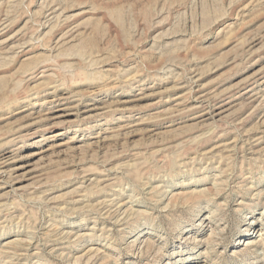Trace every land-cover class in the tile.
Returning <instances> with one entry per match:
<instances>
[{
	"label": "rangeland",
	"instance_id": "obj_1",
	"mask_svg": "<svg viewBox=\"0 0 264 264\" xmlns=\"http://www.w3.org/2000/svg\"><path fill=\"white\" fill-rule=\"evenodd\" d=\"M5 156L0 264H264V0H0Z\"/></svg>",
	"mask_w": 264,
	"mask_h": 264
},
{
	"label": "bare ground",
	"instance_id": "obj_2",
	"mask_svg": "<svg viewBox=\"0 0 264 264\" xmlns=\"http://www.w3.org/2000/svg\"><path fill=\"white\" fill-rule=\"evenodd\" d=\"M4 26V25H3ZM3 29V28H2ZM8 157L7 156H5V157H3V159H1V162H0V166H5L6 165V163H8ZM7 167V166H6ZM2 168V167H1ZM7 171V170H6ZM4 172V171H3ZM1 174V173H0Z\"/></svg>",
	"mask_w": 264,
	"mask_h": 264
}]
</instances>
